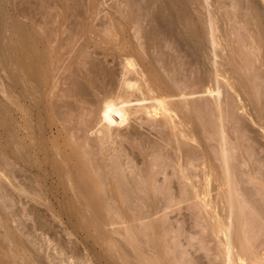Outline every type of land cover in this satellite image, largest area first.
I'll return each instance as SVG.
<instances>
[{
	"label": "rangeland",
	"instance_id": "obj_1",
	"mask_svg": "<svg viewBox=\"0 0 264 264\" xmlns=\"http://www.w3.org/2000/svg\"><path fill=\"white\" fill-rule=\"evenodd\" d=\"M119 48L121 49L119 50ZM156 48L157 51H155ZM159 48L161 50L163 49V51L165 50V54L163 51L161 54H159ZM146 49L150 53H147ZM103 50L104 52H109L105 54V56L108 55V57H104V52L102 53ZM134 50L137 51L136 54H134ZM95 51L97 54H95ZM125 51V55L130 53V51V54L133 53L132 57L136 60V68H138L137 66H140V62L142 61V65L145 68L147 67L148 71L150 70V77H153L152 80H154L155 84L157 83L159 87L161 85V89H164V92L168 94L173 92V87H170V85H174L173 83L180 77L181 79L179 80L187 79V82L189 80L188 78H190V80L193 79L191 80L192 84L190 82H185V84L193 85L194 88L190 85L189 88L191 89L192 87L190 91L194 89L198 92V94L202 91V88L203 90L211 87L219 88L220 100L218 99V101L223 103V105L221 103L220 107L224 106L225 108L223 107L221 109L219 107V111L215 105L217 102L213 103L212 101L215 100H212L210 97V103H212V106L214 104L215 108L213 107V110L215 111L213 112L212 110L210 111L211 113H207L201 111L199 109L200 107H198L199 110H197L195 113L193 112V117H191V119L193 118V124L191 123V126H193L196 131V140L198 141H192L193 144L196 142L195 145L197 146L192 144L190 145L195 147L196 150L198 148V151L200 152H203L201 150L204 148L205 150L208 149L206 143H204L207 139L203 137L206 136V133L202 132L200 129H203L204 122L206 123L204 125L211 124V127L209 126V128L212 130V134H214L211 140L212 142H209H211L213 146L210 144V150H204L206 153L212 151L211 154L207 153V155H209L208 158L206 157L207 160H210L211 163L214 161V163L218 162L216 163V166L219 165V160H215L217 157L215 156V152L219 153L221 149L220 144H218L220 143L218 134L220 135L222 128H226V136L230 144L228 146L230 147L233 145L231 148H235L234 146H236V149H233L234 152L232 151L233 155L235 154V156L237 155L238 157H243V155L246 157L248 154H250L249 156L252 155L254 157L255 155L256 157H259L258 159L261 162L260 164L257 158H255V160L258 161L257 163L264 165V0H0V264H146V253H148L146 250L149 249V253L152 254V256L154 255V257L157 255V257H161V255L164 256V250H166V252L168 251V246L166 249L163 248V244L166 241V244L168 241H171L172 243L169 242V244L171 243L170 246H174L173 248H175H170L171 251L169 250V255H166L167 259L171 257L170 255H172V259L169 258L170 261L172 260L171 263L174 259L173 255L176 254V257L178 258V256L181 255L180 252L184 256L187 254L184 252V250L190 251L189 248L185 249L183 247L187 248L185 242H187L188 237V247H190L192 244L190 242V234L191 236L192 234L195 236V231H193L195 228L191 224L193 223L191 221L194 219V217L192 219L190 218L195 214V210L191 206H187L186 208V205L184 207L181 205L179 206L180 209L179 207L175 208L172 206V208L169 207L171 209L166 208V210L160 208L159 211L161 213L159 211L157 214L153 213L152 217L154 214L155 216L152 218L151 211L153 212V210H151L152 208H149L151 211L149 209L146 211L147 205H145V203L141 205L138 200L134 201V199L133 202H135V205L132 202H130L132 204L129 203L128 199L133 197L137 192L133 194L134 191L132 190L133 192H131V190L128 188L127 190L130 192L126 190L125 194L127 196H129L131 193L133 194H131L128 199L125 194L122 196V193H119V191L115 192L114 195L116 201L113 202L114 206H110L113 203L110 205L109 203H105L108 206L107 207L105 205V207L104 203L100 202V205H95L98 208L100 207V210H98L97 207H94V205H87V208H78L76 205L71 203V200L67 195L63 196L62 203H52L51 205L53 206L46 204L37 206V208H32L29 205L27 207V204H23L22 200L20 199L21 197H19L20 193L18 187L20 185L18 183L16 184V182H18L17 176L14 175L12 171L11 176L9 174L5 175V164L6 167L8 163L10 164H8L9 166L13 165V163L11 164L10 162L16 158L15 150H13L15 148V141H20V143L24 142L27 145L31 142L30 140L33 142L32 138L35 135L37 136V134H28V132L32 131L30 128H33L29 122L32 121V124L36 123L37 127L40 128L44 123L45 117L42 118L41 115L46 116L47 113L44 115L42 111L39 110L38 112L37 110L40 108H37L36 106L43 101L44 97L42 96L47 94L45 99L48 98L50 100L51 98L55 97L53 95L59 91V85L60 87H66V84H62L64 79L63 77H69L70 75L68 73L71 72L70 79L73 74L76 77V73L73 72V70L79 65L78 63L81 61V59L86 63V59L92 60L96 57L95 60L92 61L98 62V59L100 58V64L109 59V63L107 61L105 63L109 67L113 66L114 71L116 72L113 77H115V75L118 76L117 73H119L122 69L119 62L121 58H125ZM166 52L168 53L166 54ZM158 57H160L161 60L158 59ZM166 58H168V60ZM182 60H184V62H182ZM71 62L72 64L75 62V64L78 65L75 66L74 64L72 66ZM160 62L162 64L164 63L163 65L166 66L164 67ZM86 65H88V63H86ZM64 67H68V71L67 69L65 70ZM140 67L142 68V66ZM69 68H73V70H69ZM77 68H79V66ZM77 68L76 70H78ZM171 68L174 70L172 71ZM58 70L59 75L62 73L61 75L63 77L60 75V77H57V81L59 78L63 79H59L61 84L57 82L59 85H56L57 83H53V80L58 74H53H56ZM63 70H65L66 73H63ZM166 74L168 75L167 77H169V75L173 77V80H175L176 77L178 78L170 83L168 81L171 79V77L170 79L167 78ZM75 77H73L74 81L81 79V83L83 85L86 84V82L83 83L82 80L84 79L85 81V78H80L78 75V79L75 80ZM55 81L56 79L54 82ZM5 85L9 87L10 91H8L10 94H7V96ZM55 86L58 88L56 87L55 89ZM51 87L52 89H55V91H58L56 93L54 91L52 94L51 92L53 90H51ZM29 88L31 89L29 90ZM48 93L50 94L51 98L48 97ZM37 97L39 98L38 101L36 100L38 99ZM26 98H29L28 101ZM33 99L35 100L34 102L36 104V107L34 106V108ZM174 99L175 98L172 97V100L176 101V99ZM194 99H197L195 103H198L197 106H201V104L206 102L204 100L205 96H199ZM9 102H11V104L14 102V107L11 106ZM6 103L10 105L9 111L6 110ZM15 103L17 104L18 108L22 109L20 111H22L21 114L22 116H25V119L27 114L29 116V121H27L28 124H24L21 121L23 126H26V129H28L26 131L22 130L23 133L21 132L20 134L19 131L23 126H21L22 123L18 121L19 113L17 109H15ZM47 107H49V105H47ZM47 107L45 111L47 110ZM30 108L32 109L30 110ZM216 108L220 114H222V116L224 115L223 118L225 117L224 119L226 121L221 119L222 117L219 112H217ZM225 109L227 112L226 114H224ZM221 110L223 113H221ZM206 113L207 116L210 115V118L214 116L212 119L208 117V120H210V123L208 122V124L206 122ZM217 113L218 116H220L218 119H221L223 123L218 122L216 118ZM32 118L34 120H32ZM53 118L51 119L53 120ZM25 119L23 120L24 122H26ZM47 119L48 118H46V120ZM197 120H199V122ZM149 122L146 124L143 123L144 125L142 126L132 124V128H128L130 131L128 132L129 134H126L130 137L124 135L125 138L122 136L123 139H120L121 137L117 138V142L119 143L117 147L121 144L120 146L122 149H126L124 152L122 149H119L121 152L120 158L122 156L125 158V156L129 154L128 152L130 150L132 154V151L135 149V152L139 150L142 151L144 149L145 151H142L141 154H144L143 156H145V158L148 157V160L151 159V156H146L148 150H150L148 145L149 147L151 146V140L155 141L154 137H156V140L158 139L157 142L160 140L157 138L158 136H155V130L151 128L152 125H149ZM217 124H221V129H218L219 131L217 130V128H219ZM222 124L225 126H222ZM5 127L9 129V131L7 130L9 135L5 134ZM134 131L136 132L134 133ZM216 132L219 133L217 134ZM90 136L93 135L90 134ZM51 138H53V136H51L49 140H51ZM53 140H55V137L51 141ZM189 142L191 143V141ZM197 142L206 146L204 147L203 145H200V147H198L199 143L197 144ZM162 143L166 144L165 142ZM170 144H172V142ZM6 145L9 148L8 153L5 152ZM216 145L218 148H216ZM167 147L170 146L168 145ZM195 149L193 150L195 151ZM215 149L217 151H214ZM5 153L9 159L8 162H5V160H7ZM137 153L138 152H136V154ZM239 153H242V155H239ZM28 155H25V157ZM210 155H213L212 157L215 156L214 161L213 158L209 159L211 157ZM217 155L219 156V154ZM141 156H137L139 160H141ZM28 157L25 159L27 161L30 159L31 161V156L29 158ZM123 157L121 159H124ZM25 159L24 161H26ZM34 160L35 158L32 159V164L35 162ZM24 161L21 159V161L19 160L17 163L14 161L13 162L14 164L16 163V167H21L18 164L21 162L23 165L22 167H26L31 164L30 161H28V163H24ZM146 161L147 160L140 161L138 162V165L136 164V161L132 162L136 164L134 165V168L137 167L143 169L145 167V170L143 169L144 171L142 172H145L146 174V169L150 167L148 166L149 163ZM214 163L213 165H210L212 169H214V167L216 168ZM255 164L256 163H254V165ZM218 168L214 169V171L219 173L221 167L219 168L220 170ZM197 169L196 171L200 172L201 168L199 167ZM262 170L264 171V167ZM5 176L8 178V182L5 179ZM41 176L43 177V175ZM36 178L37 182L39 181V184L42 185L43 183L42 186H44L45 191H48V189L49 191L53 188L55 189V187H52L53 184L49 183L50 186L46 187L44 185H48L46 181L41 180L44 181L41 182L38 177ZM173 178L177 181L175 175ZM150 179L148 182L152 181V179ZM120 181H122V179ZM4 182L6 184H3ZM150 183L155 185V181L149 182L148 186H150ZM144 184L147 185L146 183ZM153 184H151V186ZM128 185L126 186L128 187ZM141 185L139 183L138 186ZM144 186L141 187L144 188ZM2 187H6V189H3ZM7 190H11V192L8 193L9 195L6 194V192H8ZM102 190L104 191V189ZM86 192L88 191H84L83 195L87 194V198H91L88 195L89 192ZM49 194L50 193H48V195ZM140 194H142V191L138 194L141 197L142 195ZM50 195L53 196L52 193ZM124 195L125 199L127 200L120 203V200L124 198ZM7 196L9 197L7 198ZM30 196H34V198L37 197L31 194ZM139 196L136 194V197ZM144 196L145 194H143L142 197ZM92 207H94V209ZM105 208H108L110 211ZM190 208L193 211H191ZM149 211L150 215L148 214L149 217L147 215L148 218H146V213H149ZM154 211L156 212V210ZM188 212L192 214H189ZM163 214L165 215L166 219H164L165 217ZM130 216L133 220L130 218ZM160 216H163V220L166 221L163 222L161 220H157L162 219ZM185 216H187V219ZM139 218L141 219L139 220ZM151 218H155L152 226V223H149L150 225L146 223V221L148 222V220H151ZM183 218H185L186 221H184ZM160 222L162 223L161 225ZM163 223L165 230H168L163 232L164 228H161L163 230L161 233H159L161 231L160 226H162ZM166 223L168 225L171 224L169 225V228L171 227L170 229ZM157 224V229L159 228L158 230H160L159 232L156 230ZM190 224L194 229L189 228ZM149 226L153 227L156 234H154V232L152 233L155 236H147V234H149L151 231H149ZM173 226H177V228L175 229ZM182 226H184V228H182ZM172 227L174 229H172ZM127 229L129 231L128 235L126 232ZM130 229L132 231H130ZM179 229L182 232H180ZM174 230H177L176 232H178L179 236L175 235L177 233ZM165 232L166 235L164 234ZM132 233H134V235ZM167 233H169L168 237ZM173 233L175 237H173ZM182 233L184 235H182ZM170 234L172 235L171 237ZM146 236L151 240L148 238L146 239ZM184 236L187 240H185ZM171 238L173 239L171 240ZM193 238L194 240L192 241L197 240L195 237ZM163 239H165V241ZM152 240L156 242V247H154L155 249L148 248ZM175 240L178 242V244L182 242L179 246L183 245L180 248H183L184 250H180L179 246L175 243L173 245V242H176ZM148 241L150 244L146 245V242ZM152 245L154 244L152 243ZM146 246H148L147 249ZM175 246L178 247L176 248ZM191 246L196 247L197 245ZM178 248L179 255L177 254L178 252L173 251L177 250ZM192 250H194V252ZM190 252L195 253V249H191ZM189 255H191V253H189ZM189 257L191 256H188L187 258ZM188 260L190 259H187V261ZM192 262L193 261H191V263Z\"/></svg>",
	"mask_w": 264,
	"mask_h": 264
},
{
	"label": "bare ground",
	"instance_id": "obj_2",
	"mask_svg": "<svg viewBox=\"0 0 264 264\" xmlns=\"http://www.w3.org/2000/svg\"><path fill=\"white\" fill-rule=\"evenodd\" d=\"M120 49L121 48H119V50ZM146 51H147V49H146ZM155 51H157V48L155 49ZM162 51H163V49L162 50L160 49L159 54H161ZM103 52H104V50L102 51V53ZM105 52H104V57H108V55L105 56V54H107L108 51H105ZM136 52L137 51H135L134 54H136ZM125 53H126V51L124 52L125 58L124 57L121 58V60L119 62L121 64L122 69L120 70L119 73H117L118 76L115 75L116 78L113 77V75L116 73L114 71L113 66L109 67L105 63L106 61L109 63V59L106 60L107 59L106 58L105 59L106 61L102 62L104 64H102V63L100 64V62H99L101 60L100 58L99 59L97 58L99 63L97 61L96 62L92 61V60H95L96 57L92 60L86 59V61H87L86 63H88V65H86L85 61L81 59V61L79 63L77 62L79 65L75 64V62H74L75 66L78 65L79 68H77L78 66L77 67L74 66L75 67L74 70H73V68H69V70L72 69L73 72L76 73L75 74L76 77L73 74L71 79H70V76L72 73L71 71H70L71 73L67 72L70 75L69 77H67V76L63 77L61 75L62 73L60 74L61 77L64 78V79L62 78L63 79L62 84L63 83L66 84V87L65 86L63 87L62 85H61L62 87H60V85L57 83V82H59V79H60L59 78L57 81V77H60L59 70H58V72L56 71L57 72L56 74H53V75L58 74L55 78L56 79L55 82H54L55 79L53 78L54 79L53 83H57L56 85H59V91L58 90L55 91V89L57 87V86H55V89H52V87H51V90H53V91L52 92L49 91V92H51L53 94L54 91H55V93L58 91L55 95H53L55 97L51 98L50 94L48 93L49 94L48 97L51 98L49 100L48 98L45 99V96H47V94L43 95L42 96V97H44L43 101L41 103H39L40 102L39 101L38 102L39 104L37 103L38 105L35 104V102H34L35 100L33 99V102H34V103L32 102L34 104L33 108L36 105L37 108H40V109H38V110L36 109V110L38 112H39V110L42 111L44 115H45V113H47L46 114L47 117L39 114L42 116V118L45 117L43 125L42 126L40 125L41 128L37 127L36 123L32 124L31 123L32 121H30L29 123H30L31 127H33V128H30L32 131L28 132V134L29 133L37 134V136L33 135L34 136L32 138L33 142H32V140H30L31 142L29 141L30 143L25 141L26 143H28L27 145L24 142H23L24 143L23 144V143H20V141H15V145H14L15 148L13 150H15L16 154L13 151L12 152L16 156V158L13 160L14 162L17 163V162H19V160L21 161V159L24 161L25 158H27L28 156L29 157L31 156L30 157L31 161L33 158H35V160H34L35 164L34 163L32 164V162L29 159L28 161H30L31 164L29 162L30 165L26 166L27 168L22 167L23 166L21 164L22 162L18 163L19 166H21V167H16L17 166L16 163L14 164V162L12 160H10V161H12L10 163L11 164L13 163V165L9 166L10 164L8 163L9 165L7 164V167H6V164L4 166L5 167L4 168L5 169V175L9 174L11 176L12 175L11 171H12L14 173V175L17 176L18 182H16V181L15 182H16V184L18 183L20 185L18 187V190L20 193L19 197H21L20 199L22 200L23 204H27L26 205L27 207L29 205L32 208L33 207L37 208V206L46 205V204L53 206V205H51L52 203L53 204L54 203H57V204L62 203L63 196L67 195V196H69L71 203L76 205L78 208L79 207H81V208L86 207L87 208V205H94V207H97L95 205H100V202L104 203V206L105 205L107 206V204H105V203H109V205H110L114 201H116V198L114 195L115 192L119 191V193H122V196H123V194H125V191L129 188V190H131V192L134 191L133 194L135 192H137V193H135V195L133 197H131L132 199L130 198L131 200L128 199V197H130V195L132 193L131 194L129 193L130 194V195L128 194L129 196H127L125 194L127 196V199L129 200V203L132 202L135 205V202H133V199H134V201L138 200V202L141 203V205H143L145 203V205H147L146 211L149 208L150 209L152 208L151 210H153V212H152L149 209L151 211V217H152L153 213L157 214V212L159 211L160 208L166 210V208H169V207L172 208V206L177 208L181 205H183V207L186 205V208H187V206H189V207L191 206L195 210V214L193 213L194 215L192 217H190L191 219L194 217V219H192V221H191L194 224L193 223H191V224L193 225V227L195 229L193 227H191V224H190L189 228H193L194 229L193 231H195V234H194L195 236H193V234L191 236V234H190V237L192 238V239L190 238V242L192 243V244L191 243L190 244L193 246H195V245H197V246L192 247L190 245L191 248L188 247L189 244L187 242H189L188 241L189 237L187 238L188 239L187 240L186 237L184 236L185 240H187V242H185L187 245V248L183 247L185 249L189 248L190 251H191V249H195V253H193L194 250H192L193 252H190L189 250L186 251L182 248L184 250V252L187 253V254H185L183 252L186 255V259H185V255L183 256L181 252H180L181 255L178 256V258H177L176 257L177 255L174 252L175 251L178 252L179 248L182 247L183 245L179 246L182 242L180 241L181 243L178 244V242L175 240L177 243L173 242V245L175 243L176 245L179 246V248L177 250H173L174 252H172V253L175 254V255H173L175 260L173 259V262L171 263L172 260L170 261V259H172V255H170L171 256V257H169L170 259L169 258L167 259V256L169 255V250L171 251L170 248H173L174 246L173 247L170 246L172 243L171 241H168L167 244H166V242H167L166 241L165 243L163 242L164 243L163 248L166 249L168 246L169 249L167 248V250H168L167 252H166V250H164L165 254L162 253V254H164V256L161 255V257L160 256L157 257L158 256L157 255L156 257H154V255L152 256V254L149 253V251H148L149 249L146 250L148 252V253H146V264H187V263L188 264L189 263L190 264H192V263L193 264H264V171L262 170L264 165H260L261 162L258 159L259 157H256L255 155H254V157L252 155L249 156L250 154H248V155L246 154L249 157H247V156L244 157L245 155H243V157L242 156L238 157L237 155L235 156V154L233 155L232 154L234 152L233 149H236V146H234L235 148H231L233 145H231L230 147L228 146L230 144H229V141H228L227 136H226V130H225L226 128L221 129V124H217L219 126V128H217V130L221 129L220 135L218 134L219 132H216L219 136L218 138H219L220 143H218V144H220V146H221V147L219 146L221 148L220 152L219 153L215 152V154H216L215 156H217L218 158L217 157L215 158V156L212 157L213 155H210L211 157L209 159L213 158V161H214V158H215V160L218 159L220 162L219 165L216 166V163H218V162L214 163L215 162L214 161L213 163L215 164L216 168H218V166H219V168L221 167L220 169L222 171L218 168L220 170V172L219 173L217 171L215 172L214 169H216V168L213 166L214 169H212V167L210 166L211 164L213 165V163H211L210 160L206 159V157L208 158V156H209V155H207V153L211 154L212 151L207 152V153L204 152V150H205L204 147L207 145L208 149L205 151H208V150H210L209 149L210 144H212L211 140L213 138L214 133L212 134V130L209 128V126L211 124L210 125H204V124H206L204 122L203 123V129H200V130H202V132L206 133V136H203V137H205L207 139L206 142H204V143H206V145H203V144H200L199 142H197V144L199 143L198 147H200V145L204 146L203 147L204 149L201 148L203 150L200 149L203 152L198 151V148L196 150L195 147L192 146V145L197 146V145H195L196 142H194V144H193L192 141H198V140H196V133H195L196 131L193 128V126H191V123L193 124V122H192L193 118L191 119V117H193L192 114L197 112V110H199V109L201 111H204L207 113L212 111L215 107H214V104H213V106L211 105L212 103H210L211 102L210 97L212 98V100H215V101H212L213 103L217 102V104H215V105L218 108V110L220 111L219 107H220L222 102L218 101V99L220 100L219 88L218 87H215V88L211 87V88H206L204 90L202 88L201 89L202 91L199 92V94H198V92L194 89L192 91H190L193 87V85H191L192 84L191 80H193V79L190 80V78L187 77L189 79L188 82H190L191 83L190 85L192 86L190 89L189 88L190 85L185 84V82H187V79L179 80V79H181V77H180L178 80H176L178 78V77H176L175 78L176 81H175V80H173L174 79L173 77H171L170 75H169V77H167L168 75L166 74L167 78H169V79H170V77H171V79L173 78L172 80L170 79L168 82L172 83L173 81H175L173 83L174 85H172V84L170 85V87L171 86L173 87L172 88L173 92L169 89L172 93L168 94V93L164 92V89H161V85L159 87L157 85V83L155 84L154 80H152L153 77L152 76L150 77V74H149L150 70L148 71V68L147 67L145 68L142 65V61L140 62L141 63L140 66H142V68L140 66H137L138 68H136V64H135L136 60L133 59V57H132L133 53L130 54L131 51H130V53H127L126 55H125ZM147 53H150V52L147 51ZM167 53L168 52H166V54ZM95 54H97L96 51H95ZM164 54H165V52H164ZM158 59L161 60L160 57H158ZM158 59H156V60H158ZM166 59L168 60V58H166ZM167 60H165V61H167ZM182 62H184V60H182ZM71 64H72V62H71ZM74 64H72V66ZM68 67H70V66H68ZM68 67H64V69L66 70ZM76 68L78 70H76ZM139 68H141V69H139ZM65 70H63V73H66ZM166 70H167V68H166ZM173 70L174 69H172V71ZM67 71H68V69H67ZM12 74H13V72H12ZM77 74L80 76V78L81 77L85 78V81H84V79H82V80H83V83L86 82V84H87V85L85 84L86 86L81 83V79L77 78L78 77ZM6 76H5V79H6ZM73 77H75V80L78 79L79 81L78 80L77 81L79 83L77 81H74ZM62 79H60V80H62ZM50 81H52V80H50ZM192 82H194V81H192ZM50 84H52V83H50ZM48 85H49V83H48ZM38 87H40V86H38ZM25 88H26V86H25ZM5 89L7 92L6 93V96H7V94H10V93H8L9 87L7 85H5ZM30 89L31 88H29V90ZM44 89H46V88H44ZM49 90H50V87H49ZM20 91H22V90H20ZM4 92H5V90H4ZM199 96H205L204 100L206 102L201 104V106H197L198 103L195 104L197 99L195 100L194 98H197ZM172 97H174L176 99V101H173ZM28 99H27V101H28ZM192 99H194L195 101ZM36 100L38 101L39 98ZM198 100H199V98H198ZM6 101H8V100H6ZM9 103L11 106H13L14 102L12 104H11V102H9ZM10 105L8 103H6V110L7 111H9ZM47 105H49V107H47ZM222 105H223V103H222ZM15 107H16L15 109H17V111L19 113V116L17 115L18 121L19 122L22 121L24 124L25 123L28 124V122H27V121H29L28 114H27L28 119H27V116L25 119V116L24 115L22 116V114H21L22 111H20L22 109L18 108L17 104ZM46 107H47V110L45 111ZM198 107H200V108L198 109ZM223 107L224 106H222L220 108L222 109ZM217 108H216V110H217ZM31 109L32 108H30V110ZM218 110H217V112H219ZM37 111H35V112H37ZM214 111L215 110H213V112ZM224 112H225L224 114L227 113L226 109ZM24 113H25V111H24ZM207 113H206V116H207ZM221 113H223L222 110H221ZM219 114H220V112H219ZM50 115H51V117H50ZM220 115L222 117L221 119L225 120L224 119L225 117L223 118L224 115L223 116H222V114H220ZM209 116H207V118H206L207 124L210 121V120H208ZM219 117L220 116H218V113H217L216 118H217L218 122L223 123L221 119H218ZM30 118H31V115H30ZM33 118H34V116H33ZM33 118H32V120H34ZM46 118H48V119L46 120ZM51 118H53V120ZM212 118H214V116H212ZM212 118H210V119H212ZM24 119L26 122L23 121ZM36 119H38V118H36ZM197 121L199 122V120H197ZM225 121H224V124H225ZM148 122H149V125H152L151 128H153V130H155L154 131L156 134L155 136H158L157 138H159V140H160L159 142H157L158 139L156 140V137H154L155 141L149 140L150 144L152 143L151 144L152 147L151 146L149 147V145L146 144V145H148V148L150 149V150H148L146 156H151V159L148 160L149 159L148 157H147L148 158L147 159V158H145V156H143L144 154H141L142 151H145L144 149L142 151L139 150L140 152L136 151L139 154L138 153L136 154V152H135L136 149H135L134 151H132V154H134V155L131 154V152H130L131 150H130L128 152L129 154L126 155L124 158L122 156V154H123L124 150H126V149L124 148V150H123L122 147L120 146L121 144L119 145L120 147L119 146L117 147V145L119 144L117 142V138L121 137L120 139H123L122 136H124L128 132H130L128 128H132V124H137L139 126L140 125L142 126V125H144L143 123L146 124ZM23 123L21 126H23ZM224 124H222V126H225ZM21 126H19V127H21ZM245 126H246V124H245ZM249 127H251V126H249ZM22 128H24V129H22ZM22 128L19 131V134L22 132V130L26 131L28 129V128L26 129V126H23ZM5 129H6L5 134L9 135L8 134L9 132H7V130L9 131V129H7L6 127H5ZM16 129H18V128H16ZM203 130H205V131H203ZM136 131H134V133ZM10 134H12V133H10ZM90 134H92L93 136H90ZM11 136H13V135H11ZM51 136H53V138H51V140L54 139V137H55V140H53V141L49 140ZM126 136H129V135H126ZM124 138H125V136H124ZM126 138H128V137H126ZM133 138H134V136H133ZM137 138H139V137H137ZM236 139H237V137H236ZM131 140H132V136H131ZM229 140H230V138H229ZM186 141H188V142H186ZM189 141H191V143ZM204 141H205V139H204ZM209 141H211V142H209ZM9 142H11V141H9ZM162 142H165L166 144H164ZM171 142L173 145L170 144ZM215 142H217V141H215ZM235 142H236V140H235ZM155 144H156V146H155ZM190 144H192V145H190ZM168 145L170 147H167ZM142 146H144V145H142ZM211 146H213V144ZM211 146H210V148H211ZM214 146H215V144H214ZM5 147H6V151L5 150L4 151L6 153H8L9 148L7 145ZM216 148H218V146ZM119 149H122L123 152H122L121 156L124 159H121L122 157L120 158L121 152L119 151ZM193 149H195V151ZM249 150H251V149H249ZM214 151H217V150L215 149ZM238 151H240V150H238ZM133 152H135V153H133ZM26 153H28V154L30 153V154L28 155ZM217 154H219V156ZM237 154H238V152H237ZM240 154L242 155V153H239V155ZM25 155H28V156L25 157ZM138 155H140V156L142 155L141 160H139V158L137 157ZM6 157H7V160H5V162H8L9 159H8L7 154H6ZM255 158H257V160L260 162V164L257 163L258 161L255 160ZM145 160H147L146 162H148L149 164L148 163L147 164H148V166H150L148 169H146V174H145V172L144 173L142 172L145 170L144 169L145 167L143 168L144 170L142 168H137V167L134 168V165H136V164L138 165V162L145 161ZM28 161L26 160V161H24V163H26V162L28 163ZM132 161H136V164L133 163ZM254 163H256L257 165L256 164L254 165ZM263 163H264V161H263ZM144 164H145V162H144ZM258 165L262 166V167H259ZM199 167L201 168L200 172L196 171V169ZM197 170H199V169H197ZM41 175H43V177L44 178L46 177V178L44 179ZM174 175H175V178H177V181L173 178ZM36 177H38L39 180L42 177L41 180H44L48 183V185L44 184L46 187L50 186V184H53V186L52 185L51 186L55 187V189L53 188L52 189L53 191L52 190L49 191V189L45 187L46 189H48V191L47 190L45 191L44 186H42L43 183H42V185L39 184V181L37 182ZM150 178L152 179V181H149V182L155 181V185L153 183H150L149 184L150 186H148V183H149L148 180ZM5 179L8 182V178L6 177ZM121 179H122V181H120ZM174 180L176 181V183ZM44 181H41V182H44ZM160 182H163V183H160ZM139 183H140V185L144 184V183H146L147 185H145V184H144L145 186L141 185V186H144V188H142L141 186H138ZM164 183H165V186H164ZM3 184H6V183L4 182ZM151 184H153L154 186L153 185L151 186ZM126 185H128V187ZM7 186H8V184H7ZM111 186H113V187H111ZM130 187H131V189H130ZM4 188L6 189V187H4ZM102 189H104V191ZM11 190L10 191L7 190L8 192H6V194L10 193ZM129 190H127V191L130 192ZM84 191H88L90 194L88 192H86V193H88L89 197H91V198L93 197L92 199H94V200H92L91 198L88 199L87 194L83 195ZM122 191H124V192H122ZM141 191H142V194H140V195L143 196V194H145V196H144L145 198L142 196L140 197L138 195L139 192H141ZM143 191H144V193H143ZM48 193H50V194L52 193L53 196H51L50 194H49L50 195L49 196ZM30 194L35 195L37 197L34 198V196H30ZM136 194L139 197H136ZM91 195H93V196H91ZM125 195H124V198H122L120 200L121 201L120 203L127 200V199H125ZM4 196H5V194H4ZM84 196H86V197H84ZM117 196H118V194H117ZM8 197L9 196H7V198ZM134 197L138 198V199H135ZM11 200H10V202H11ZM22 202H20V203H22ZM132 203H130V204H132ZM104 206H102V207H104ZM110 206L111 207L114 206V203ZM89 207H91V206H89ZM94 207H92V208L94 209ZM99 208H98V210H100ZM171 208H169V209H171ZM105 209L108 210V208H105ZM179 209H180V207H179ZM185 209H182V210H185ZM154 210H156V212ZM165 210H164V212L166 213ZM190 210H191V208H190ZM108 211H110V210H108ZM150 211H149V213L148 212L146 213V218L149 217ZM191 211H193V210H191ZM91 212H92V210H91ZM93 212H94V210H93ZM181 213L184 214L183 212H181ZM96 214H97V211H96ZM155 214H154V216H155ZM189 214H192V213H189ZM112 215H113V213H112ZM147 215H148V217H147ZM158 216H157V218H158ZM182 216H184V215H182ZM162 217L160 216V218H162ZM164 217H165V215H164ZM185 217L187 219V216H185ZM130 218H131V216H130ZM152 218H151V220H148V222L146 221L147 224L152 223L151 226L153 225V222L155 220V218L154 219H152ZM163 218L157 219V220H161V221L165 222L166 220L164 221ZM112 219H114V218H112ZM140 219L141 218H139V220ZM164 219H166V217ZM183 219H184V221H186L185 218H183ZM115 220H116V217H115ZM121 221H124V220H121ZM161 224L162 223L160 222V225ZM169 225H171V224H169ZM169 225H168V228H169ZM151 226H149L150 229L149 228H146V229H149V231L151 230L150 233L154 232V234H156L153 227H151ZM163 226H164V223L162 226H160V230H161L160 231V230H158L159 228L157 229V227H158V224H157L156 230L158 232L160 231L159 233H161L163 230L161 228H164L163 232L167 231L168 229L166 228L167 230H165V227H163ZM146 227H148V226H146ZM173 227H175V226H173ZM173 227H172V229H174ZM178 227H180V226H178ZM176 228H177V226L175 227V229ZM182 228H184V226H182ZM186 230H188V229H186ZM130 231H132V230L130 229ZM126 232L128 235L129 234L128 229ZM147 232H148V230H147ZM180 232H182V231L180 230ZM176 233L177 234H175V235H178V232H176ZM183 233H182V235H184ZM132 234L134 235V233H132ZM149 234H147L148 237L149 236L152 237V235H154L153 233L150 235ZM164 234L166 235V232ZM168 234L169 233H167V237H168ZM147 236H146V239L148 238ZM162 236H163V234H162ZM171 236L172 235L170 234V237ZM173 237H175L174 233H173ZM193 237H195V239H197V240L192 241V240H194ZM156 238H157V235H156ZM162 238H164V237H162ZM148 239H150V238H148ZM165 239H167V238H165ZM165 239H163V240L165 241ZM172 239L173 238H171V240ZM167 240H169V239H167ZM178 240H179V238H178ZM128 241H130V240H128ZM154 242L155 241H153V240H152L151 244L149 243V241L146 242V245L150 244L149 247L146 246V249H147V247L151 248V249L156 247L155 246L156 242L155 243ZM169 242H171V243L169 244ZM152 243L154 245H152ZM158 247H160V246H158ZM70 248H72V247H70ZM74 248H73V250H74ZM162 249H161V251H162ZM173 249H175V248H173ZM182 249L180 248V250H182ZM188 251H189V253H191V255H189ZM150 252H151V250H150ZM153 252H154V250H153ZM76 253H77V251H76ZM158 253H159V251H158ZM177 254L179 255V252ZM187 255L191 256V257L187 258L188 257ZM192 256H193V260H192ZM77 257H79V256H77ZM80 258H81V256H80ZM187 259H190L193 262L191 263V261L190 260L187 261Z\"/></svg>",
	"mask_w": 264,
	"mask_h": 264
}]
</instances>
